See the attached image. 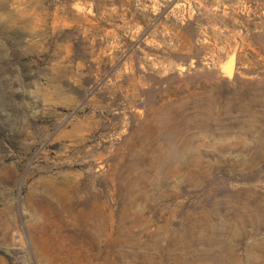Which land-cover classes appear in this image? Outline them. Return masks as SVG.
Here are the masks:
<instances>
[{
	"label": "rangeland",
	"instance_id": "obj_1",
	"mask_svg": "<svg viewBox=\"0 0 264 264\" xmlns=\"http://www.w3.org/2000/svg\"><path fill=\"white\" fill-rule=\"evenodd\" d=\"M0 264H264V0H0Z\"/></svg>",
	"mask_w": 264,
	"mask_h": 264
},
{
	"label": "water",
	"instance_id": "obj_2",
	"mask_svg": "<svg viewBox=\"0 0 264 264\" xmlns=\"http://www.w3.org/2000/svg\"><path fill=\"white\" fill-rule=\"evenodd\" d=\"M227 63L230 65V69L228 72H226L225 70H223V65ZM234 66H235V53L232 52L223 63L219 64L218 66V70L219 73L224 75L227 79H232L233 77V71H234Z\"/></svg>",
	"mask_w": 264,
	"mask_h": 264
},
{
	"label": "bare ground",
	"instance_id": "obj_3",
	"mask_svg": "<svg viewBox=\"0 0 264 264\" xmlns=\"http://www.w3.org/2000/svg\"><path fill=\"white\" fill-rule=\"evenodd\" d=\"M230 68V67H229Z\"/></svg>",
	"mask_w": 264,
	"mask_h": 264
}]
</instances>
